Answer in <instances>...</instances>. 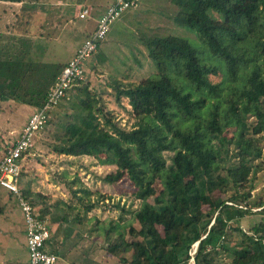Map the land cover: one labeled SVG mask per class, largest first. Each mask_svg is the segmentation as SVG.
Instances as JSON below:
<instances>
[{
	"label": "trees",
	"instance_id": "obj_1",
	"mask_svg": "<svg viewBox=\"0 0 264 264\" xmlns=\"http://www.w3.org/2000/svg\"><path fill=\"white\" fill-rule=\"evenodd\" d=\"M171 1L172 19L183 32L147 33L137 27L133 41L144 44L154 71L138 82L115 80L117 102L129 101L131 128L121 126L102 93L82 82L49 113L37 136L56 131L54 152L115 165L101 180L115 185L128 178L135 186L140 208L116 204L134 216L125 227L119 223L123 215L109 227L93 219L104 231V248L119 264H190L196 243L195 264H264V196H254L252 182L263 155L264 0ZM5 3L23 6L9 32L0 31V114L9 101L16 102L14 109L27 104L39 111L69 62L51 68L32 63L33 37L15 33L42 0H0V8ZM56 8L70 13L66 4ZM134 45L131 50L143 54ZM25 127L17 138L14 132L7 139L0 133V163ZM32 159L29 153L20 159L21 188L37 214L58 227L52 238L75 230L93 235L88 215L105 211L112 197L92 192L79 175L67 172L56 173L52 181L64 186L68 198L45 197L23 181L36 173L29 167ZM236 233L240 237L231 239ZM77 237L84 240L83 234ZM53 252L61 255L59 249Z\"/></svg>",
	"mask_w": 264,
	"mask_h": 264
},
{
	"label": "rangeland",
	"instance_id": "obj_2",
	"mask_svg": "<svg viewBox=\"0 0 264 264\" xmlns=\"http://www.w3.org/2000/svg\"><path fill=\"white\" fill-rule=\"evenodd\" d=\"M113 1L73 0L72 6L75 11L69 10V7L72 6L69 5L68 7L66 5V9L70 11L67 14L64 12V8L58 11L56 8L58 1L42 0L46 4H40L38 11L30 12L32 14L31 19H24L27 25L24 24L21 28L15 27V33L19 35L26 34L29 38L33 37L35 42L32 40L31 48H28L34 56L32 63L41 61L48 64L50 68L54 65L68 63L74 57L77 49L85 42L89 33L96 29L99 15L107 10ZM140 2H142L140 7L123 14L115 22L108 36L101 41L97 54L93 55L86 64L88 71L86 83L90 84L96 93L103 94L106 106L115 113L121 126L126 129L131 128L134 119L130 114L131 107L128 99L122 98L121 104L117 102L115 80L124 83L138 82L154 71L147 57V49L139 40L137 43L135 39V42L133 41V33L138 36V28L144 29L147 33L153 31L165 33L167 30L173 33L183 32L172 19L175 6L171 0H140ZM1 5H6V7L0 8V31L9 32L7 26H11L16 20V16L21 14L22 5ZM80 6H92V14L86 19H80L78 16ZM22 29L26 30L23 31ZM188 36L191 37V33ZM129 43L132 45L135 43L134 46L140 49L143 54L137 50L133 52L131 50L132 45H129ZM135 58L141 60L142 64H137ZM97 59H99L98 62ZM127 73L132 75L128 77ZM40 76L41 73L37 72L36 77ZM15 103L14 101L2 103L3 106L7 107L0 114V133L4 135V139L12 135V132H14V137L17 138L31 116L37 112L27 104H21L14 109ZM9 104L10 106H8ZM222 117L224 120V116ZM56 133V131H53L46 137L45 133L42 132L37 136L35 140L37 143L36 148L29 152V155L33 154L29 167L35 169L36 173L31 178L23 177L26 185L29 184L30 189L41 193L45 197L67 199L68 196L64 186L58 185L55 187L52 181V176L56 173L67 172L70 177L79 175L85 186L92 192L112 197L106 200V203L111 202V206L109 205L105 211L100 208L89 213L88 218L90 221H87V223L88 227L94 229L93 235L86 236V231L75 230L73 232L75 236L71 237L67 245L64 246V249L72 248L70 256L67 255V252L65 254L62 252V257L57 264H81V262L88 264L89 255L93 261L92 264H119V260L110 256L104 248L108 243L105 240L104 231L99 230L97 225H94L95 221L93 219L98 218L106 223L105 226L109 227L110 223L119 222L123 215L125 221L119 223L125 227L126 223L132 220L134 216L132 212L123 213L116 204L120 201L121 207L134 210L140 208L141 201L135 195L136 188L128 178H124L115 185L106 184L101 180V176L116 169L115 165H101L98 160L92 157H67L54 152L53 139ZM13 139L15 141V138ZM259 142L263 145V155L259 160L262 164L255 169L252 176V182L255 186L254 196L258 199L264 196V139L259 138ZM26 158L25 160H27ZM25 183L22 182V185ZM0 191L7 194V190L3 188H0ZM247 220L244 221V224L248 222ZM135 225L139 227L138 223H135ZM78 234H83L84 240L78 241ZM113 236H115L114 232L110 234L111 238ZM238 237H240V234L236 233L231 239ZM28 259L26 221L18 199L16 196L1 197L0 195V264H29Z\"/></svg>",
	"mask_w": 264,
	"mask_h": 264
},
{
	"label": "built area",
	"instance_id": "obj_3",
	"mask_svg": "<svg viewBox=\"0 0 264 264\" xmlns=\"http://www.w3.org/2000/svg\"><path fill=\"white\" fill-rule=\"evenodd\" d=\"M138 1L115 0L108 8L107 12L99 19L97 29L77 49L75 56L57 76L44 106L33 114L19 139L9 147L0 163V186L17 197L25 216L29 264H57L59 258L50 250L52 226L49 218L40 217L23 194L20 181L22 173L20 161L24 158V154L31 152L37 139V132L45 128L49 113L68 98V93L73 87L87 81L86 63L98 51L99 43L108 36L115 22L126 11L138 8ZM90 14L91 9L88 7H80L78 10L80 19L88 18ZM197 248L198 243L193 246L190 252L192 256L190 264H195L194 255Z\"/></svg>",
	"mask_w": 264,
	"mask_h": 264
},
{
	"label": "crops",
	"instance_id": "obj_4",
	"mask_svg": "<svg viewBox=\"0 0 264 264\" xmlns=\"http://www.w3.org/2000/svg\"><path fill=\"white\" fill-rule=\"evenodd\" d=\"M115 1V0H114ZM114 1L108 6V8L114 3ZM142 1V0H141ZM59 2V5H67V6H72L73 4H70V3H64V2H62V1H58ZM57 2V3H58ZM56 3V4H57ZM142 3V2H141ZM5 4H8V3H5ZM41 4H44L43 2L41 3ZM40 4H38V6H39ZM58 5V4H57ZM22 6H23V4H22ZM73 7V6H72ZM81 7V6H80ZM86 7H88V8H90L91 9V14H92V11H93V8H92V6H85V7H82V8H86ZM140 7V6H139ZM39 8V7H38ZM108 8H107V10H108ZM137 9V8H136ZM107 10H105V11H103L100 15H99V18L98 19H100L105 13H106V11ZM75 11V10H74ZM129 11H127L126 13H128ZM125 13V14H126ZM90 14V15H91ZM99 20H97V22H98ZM97 25H98V23H97ZM96 29H97V27H96ZM95 29V30H96ZM94 30V31H95ZM93 31V32H94ZM92 32V33H93ZM89 35H91V32L89 33ZM88 35V36H89ZM76 53V52H75ZM73 58V57H72ZM71 58V59H72ZM99 59H97L96 61H98ZM96 65V64H95ZM95 67V66H94ZM86 69H87V67H86ZM55 185V184H54ZM27 186V188H29L30 189V187H29V184H27L26 185ZM58 185H55V187H57ZM1 188V187H0ZM4 190H6V189H4ZM7 194H3L1 191H0V195H1V197H5V196H13L11 193H9L8 191L6 192ZM54 227V226H53ZM58 229V227H54L53 228V230H54V232H55V230H57ZM26 230H27V225H26ZM53 230H51L52 232H53ZM54 235H56V236H54ZM75 235L74 234H70V235H68V233H66V231H63V233L61 234V236H60V234H53V238H52V244L50 245V250L51 251H55L56 249H59V252L60 253H66L67 252V255H69L70 256V252L72 251L71 249V247H68V248H66V249H64V246H66L67 245V242L71 239V237L73 238ZM63 237H65V238H63ZM61 239V240H59V241H57L56 242V239L58 240V239ZM70 238V239H69ZM53 242H54V244H53ZM26 244H27V234H26ZM69 246V245H68ZM28 248V247H27ZM64 250H65V252H64ZM62 255V254H61ZM60 254H59V259L62 257ZM28 261H29V259H28ZM78 264V263H77ZM81 264H84V263H82L81 262Z\"/></svg>",
	"mask_w": 264,
	"mask_h": 264
}]
</instances>
